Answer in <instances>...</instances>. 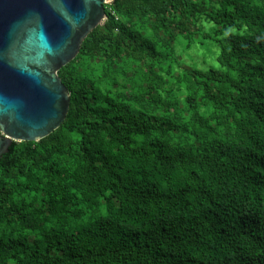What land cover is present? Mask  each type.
I'll return each instance as SVG.
<instances>
[{
    "label": "trees",
    "instance_id": "obj_1",
    "mask_svg": "<svg viewBox=\"0 0 264 264\" xmlns=\"http://www.w3.org/2000/svg\"><path fill=\"white\" fill-rule=\"evenodd\" d=\"M104 7L62 126L0 159V264H264V0Z\"/></svg>",
    "mask_w": 264,
    "mask_h": 264
},
{
    "label": "water",
    "instance_id": "obj_2",
    "mask_svg": "<svg viewBox=\"0 0 264 264\" xmlns=\"http://www.w3.org/2000/svg\"><path fill=\"white\" fill-rule=\"evenodd\" d=\"M108 0H0V159L39 142L67 118L59 71L105 21Z\"/></svg>",
    "mask_w": 264,
    "mask_h": 264
},
{
    "label": "rangeland",
    "instance_id": "obj_3",
    "mask_svg": "<svg viewBox=\"0 0 264 264\" xmlns=\"http://www.w3.org/2000/svg\"><path fill=\"white\" fill-rule=\"evenodd\" d=\"M181 43L176 46L175 51L181 58L184 66H194L198 70H206L216 65L219 48L213 41L198 37L196 44L191 49L186 48L184 41H181Z\"/></svg>",
    "mask_w": 264,
    "mask_h": 264
},
{
    "label": "built area",
    "instance_id": "obj_4",
    "mask_svg": "<svg viewBox=\"0 0 264 264\" xmlns=\"http://www.w3.org/2000/svg\"><path fill=\"white\" fill-rule=\"evenodd\" d=\"M111 2H112V0H108V1H107V4H111Z\"/></svg>",
    "mask_w": 264,
    "mask_h": 264
}]
</instances>
